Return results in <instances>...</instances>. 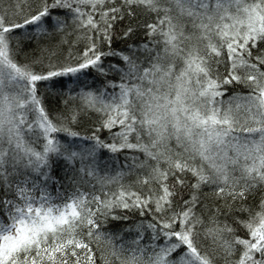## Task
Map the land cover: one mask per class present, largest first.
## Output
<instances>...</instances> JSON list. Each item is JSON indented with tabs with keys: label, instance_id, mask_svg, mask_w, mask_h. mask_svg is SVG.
<instances>
[{
	"label": "snow or ice",
	"instance_id": "6c2138e0",
	"mask_svg": "<svg viewBox=\"0 0 264 264\" xmlns=\"http://www.w3.org/2000/svg\"><path fill=\"white\" fill-rule=\"evenodd\" d=\"M0 264H264V0H0Z\"/></svg>",
	"mask_w": 264,
	"mask_h": 264
}]
</instances>
